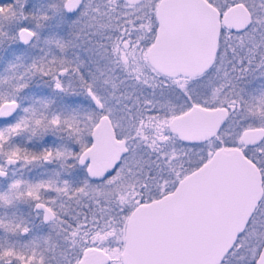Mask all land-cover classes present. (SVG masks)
Listing matches in <instances>:
<instances>
[{
    "label": "snow or ice",
    "instance_id": "obj_1",
    "mask_svg": "<svg viewBox=\"0 0 264 264\" xmlns=\"http://www.w3.org/2000/svg\"><path fill=\"white\" fill-rule=\"evenodd\" d=\"M0 264H264V0H0Z\"/></svg>",
    "mask_w": 264,
    "mask_h": 264
}]
</instances>
